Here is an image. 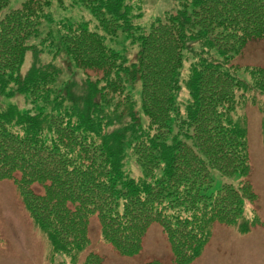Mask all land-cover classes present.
I'll return each mask as SVG.
<instances>
[{"label": "trees", "instance_id": "16d2710c", "mask_svg": "<svg viewBox=\"0 0 264 264\" xmlns=\"http://www.w3.org/2000/svg\"><path fill=\"white\" fill-rule=\"evenodd\" d=\"M10 1L0 0V11ZM132 2L81 0L94 31L87 24L60 31L50 0H27L0 21V98L26 95L32 105L0 109V182L14 183L50 264L57 255L101 264L87 253L93 219L99 242L123 258L138 256L158 225L171 264L197 261L215 226L248 236L259 224L242 211L257 196L248 180V122L236 108L251 91L264 96V68L244 69L247 79L232 62L249 42H264V0L184 1L145 34ZM49 24L54 29L31 45ZM122 36L137 50L129 66L127 51L115 49ZM41 46L69 58L66 84L57 85L54 63L39 64ZM29 53L33 64L20 76ZM136 80L145 126L130 94ZM128 157L141 170L137 180L123 171ZM211 171L243 182L210 192Z\"/></svg>", "mask_w": 264, "mask_h": 264}, {"label": "rangeland", "instance_id": "374dc122", "mask_svg": "<svg viewBox=\"0 0 264 264\" xmlns=\"http://www.w3.org/2000/svg\"><path fill=\"white\" fill-rule=\"evenodd\" d=\"M26 1L11 0L8 6L0 11V21L10 12L20 9ZM39 1L43 2L44 0ZM132 1L143 12V16L137 20V24L145 34L166 11L177 10L181 2L190 0ZM48 13L51 23L60 26V31H65L70 24L72 27L87 24V27L95 30V22L88 9L82 5L81 0H50ZM49 25L51 26V24ZM53 27L49 28L45 25L38 41H33L30 44L37 46L41 42L39 40L44 38L49 30L54 29ZM52 32L54 33V30ZM41 48L44 50L43 46ZM47 48L44 52L36 50L39 64L54 63L61 71L57 85H64L70 79V60L63 51L57 55L52 52L46 53ZM115 49L127 51L124 55L127 66L134 62L137 50L129 46V40L124 41V37H120ZM32 64V56L29 53L26 55L25 63L20 70V76H25ZM232 65L240 77L247 79L248 77L243 72L244 69L264 68V42H249L241 55L233 60ZM87 73L93 81L96 80V73L89 71ZM80 80V74L76 75V81ZM140 92L141 83L136 80L130 85V94L136 104L135 110L139 113V122L145 126L147 122L141 113ZM8 107H15L21 113L30 112L32 109L26 95H15L10 98L1 97L0 109L5 110ZM236 110L240 116L243 114L248 122L250 163L248 180L257 196L255 204L244 201L242 211L247 220H251L255 216L259 224L251 228V233L248 236H243L226 226H215L202 256L192 264H264V96L251 91L245 94ZM235 116L238 117L237 114ZM123 171L135 180L141 177V170L132 157L127 158ZM211 177L213 183L210 192L213 193L219 192L224 186L237 189L243 182L238 176L224 178L215 171H211ZM98 232L99 225L93 219L89 228L91 246L87 253L97 254L101 264H171L172 254L167 239L158 225L149 228L143 239L142 252L133 258L120 257L112 247L101 244ZM47 254L49 255L47 241L43 234L32 225L14 183L12 181L0 182V264H50ZM54 263L70 264L61 255L55 257ZM76 264H83V262L77 260Z\"/></svg>", "mask_w": 264, "mask_h": 264}]
</instances>
